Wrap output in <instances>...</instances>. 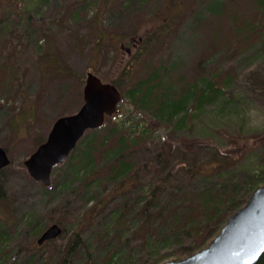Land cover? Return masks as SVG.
I'll return each mask as SVG.
<instances>
[{
  "label": "rangeland",
  "instance_id": "rangeland-1",
  "mask_svg": "<svg viewBox=\"0 0 264 264\" xmlns=\"http://www.w3.org/2000/svg\"><path fill=\"white\" fill-rule=\"evenodd\" d=\"M167 1L0 0V145H5L11 158V163L0 169V245L5 244L0 249V264H24L33 256H38L42 264H56L62 240L56 238L38 245L39 235L24 230V216L29 211L38 209L49 221L47 226L57 218L66 220L71 228L79 225L78 217L70 213L79 201L70 204L69 214L61 209L65 201L56 204L62 207L52 212L49 188L32 178L24 161L47 138L59 116L79 109L88 71L108 81L134 61L131 85L145 79L154 67L176 60L175 79L182 74L189 81L211 75L220 82L233 72L225 92V97L233 102L232 108L218 111V105L208 106L195 114L187 128L177 130L166 122L154 124L150 113L123 100L106 132L116 123L124 125L127 131L134 130L136 135L148 129L140 140L143 150L136 152L142 162L154 159L152 150L169 137L187 142L189 146L183 145L169 160L172 174L166 184L173 189L175 200L187 197L190 188H203L205 177L219 185L225 183V177H235L244 182L243 196L248 194L249 180L245 176L259 174L264 167V48L258 34L239 35L235 28H244L248 22L257 29L264 24V9L263 13L258 12L259 0H185L170 33L137 61L142 46L137 45L135 35L143 37L167 19L163 12ZM211 2L222 5L219 12L204 10L200 14L202 19L197 20L201 6ZM155 12L159 14L151 19ZM96 21L112 37L102 44L101 50L94 33ZM57 59L59 69H55ZM30 102L35 106L31 119L22 121L14 133L9 119L17 111L28 109ZM235 143L243 145V149L237 153L221 150L232 149ZM194 162L212 168L198 175L186 171V165ZM159 169L151 163L142 172L141 183L148 185L162 177L164 173ZM55 170L59 172L61 168ZM259 179L264 180V172ZM181 185L183 189L179 188ZM226 221L221 226L219 223L217 230V223L201 229V238L193 244L206 246ZM92 225L91 222L82 228L90 239L95 237ZM180 253V246L173 244L162 253L161 263L178 259Z\"/></svg>",
  "mask_w": 264,
  "mask_h": 264
},
{
  "label": "trees",
  "instance_id": "trees-1",
  "mask_svg": "<svg viewBox=\"0 0 264 264\" xmlns=\"http://www.w3.org/2000/svg\"><path fill=\"white\" fill-rule=\"evenodd\" d=\"M184 1L168 0L163 10L168 15L167 19L152 27L143 37L138 35V32L134 33L137 34V45L142 46L137 61L141 60L160 38L170 33L177 17L183 11ZM262 4L264 0H259L256 4L259 13H263ZM221 7L222 5L216 2L201 6L197 20L202 19V11L218 13ZM157 14L159 13L155 12L151 19H155ZM94 25L96 43L100 45L101 50L102 44L112 37L101 27L100 21H96ZM255 27L247 22L244 28L238 25L235 31L246 36L258 34L261 37L259 44L264 48V24L257 26V29ZM257 44L255 43V46ZM175 62L177 60L170 65L154 67L145 79L131 85L133 69L136 66L135 62L131 61L120 74L108 81L121 90L122 101L128 100L136 109L150 113L154 124L166 122L177 130L187 128L195 114L204 112L208 106L218 105V111L234 106L233 102L225 97L226 83L231 80L233 72L220 82L211 75H200L189 81L182 74L175 79ZM58 66L57 59L55 69H59ZM34 109V103L30 102L28 109L17 111L9 119L10 129L16 133L22 121L31 119ZM111 119L112 116H108L102 127L89 130L84 135L70 156L54 167L51 184L46 186L49 188L47 196L52 198V212L60 206L56 204L65 201L60 208L69 214L70 204L79 201L76 210H70L71 215L74 214L72 217H78V226L71 228L62 218L53 220L63 228L57 238L62 240V246L56 264H160L162 253L173 244L180 246L181 253L178 258H182L203 247L193 244L194 240L201 238L198 236L201 229L205 230L216 223V230L219 229L232 213L229 211L246 203L256 186L264 183V180L259 179L264 167L259 170L260 175L245 176L249 180V192L244 196L241 193L244 182L235 177H225V183L220 185L205 177L202 180V183L205 181L203 188H190L187 197H178V200H175L173 189L170 190V185L166 184L172 174V170L168 169L169 160L183 145L188 147L189 144L169 137L158 143V149L152 150L154 159L142 162L140 158L137 159L136 152L140 148L143 150L140 140L148 129L139 133L141 135H136L134 130L127 131L124 125L116 123L106 132ZM103 131L106 134L103 135ZM242 149L243 145L235 143L234 148L221 150L237 153ZM149 150L151 149L147 151ZM151 163L160 167L159 171L164 175L153 183L142 184V172L149 169ZM206 165L194 162L186 165L185 170L198 175L212 168ZM57 167H60L61 171L57 172ZM179 188L183 189L182 185ZM187 188L184 187L185 190ZM0 195L2 196L1 192ZM226 205L227 213L223 217ZM24 220V230L34 236L40 235L49 223L38 209L25 213ZM91 222L94 226V239L86 237L82 232V228ZM4 247L5 244L2 247L0 245V249ZM24 264L42 263L38 256H33ZM255 264H264V254Z\"/></svg>",
  "mask_w": 264,
  "mask_h": 264
},
{
  "label": "water",
  "instance_id": "water-1",
  "mask_svg": "<svg viewBox=\"0 0 264 264\" xmlns=\"http://www.w3.org/2000/svg\"><path fill=\"white\" fill-rule=\"evenodd\" d=\"M123 94L117 85L88 71L83 103L76 112L59 116L47 138L25 159L29 174L45 186L51 184L53 168L63 163L90 129L102 127L118 110ZM11 158L0 145V169ZM63 228L54 222L37 239L38 245L58 238ZM264 254V184L257 186L248 201L233 212L206 246L161 264H255Z\"/></svg>",
  "mask_w": 264,
  "mask_h": 264
}]
</instances>
